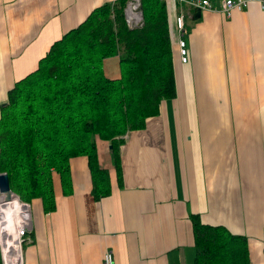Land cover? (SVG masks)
<instances>
[{
	"label": "crops",
	"instance_id": "obj_1",
	"mask_svg": "<svg viewBox=\"0 0 264 264\" xmlns=\"http://www.w3.org/2000/svg\"><path fill=\"white\" fill-rule=\"evenodd\" d=\"M117 1L0 0V105L53 41L94 8ZM162 1L173 96L123 135L119 180L110 145L98 138L107 194L92 195L86 158L76 155L69 159L70 185L62 191L55 181L54 208L43 211L39 198L31 200L22 264H102L105 249L114 264H191L192 214L245 236L248 264H264V8L250 0L225 16L221 0H209L217 11L199 10L193 18L195 8ZM103 67L117 73L113 58Z\"/></svg>",
	"mask_w": 264,
	"mask_h": 264
},
{
	"label": "trees",
	"instance_id": "obj_2",
	"mask_svg": "<svg viewBox=\"0 0 264 264\" xmlns=\"http://www.w3.org/2000/svg\"><path fill=\"white\" fill-rule=\"evenodd\" d=\"M126 1L94 8L8 87L0 105V171L7 173L19 200L39 198L43 211L52 210L55 181L62 191L70 185L69 159L76 155L86 158L92 195L107 194L110 185L98 163L96 139L109 143L119 180L124 133L141 128L160 101L173 96L165 3L139 0L142 23L129 27ZM110 57H117L114 75L103 67ZM192 231L191 264H248L245 236L202 223L193 214Z\"/></svg>",
	"mask_w": 264,
	"mask_h": 264
},
{
	"label": "built area",
	"instance_id": "obj_3",
	"mask_svg": "<svg viewBox=\"0 0 264 264\" xmlns=\"http://www.w3.org/2000/svg\"><path fill=\"white\" fill-rule=\"evenodd\" d=\"M179 4H183L187 6L188 8H198L199 10L203 11H211L215 12L217 11L216 7L212 5V3L209 0H175ZM250 0H221L220 6H219V12L222 13L225 16H230L232 11H240L244 7L247 6L248 2ZM260 4V7L264 8V0H257ZM139 3L137 4H127L126 10H125V19L126 23L128 25L127 20L133 22V27L140 26L142 23V16L141 12L137 10ZM183 14L182 12H179L174 19L175 27L178 32L182 31L184 21H183ZM129 27H132L131 25H128ZM177 46H178V55L180 57V61L182 63H185L187 61L188 51L185 46L184 40L179 37L177 40ZM17 198V196H15ZM17 201L19 202L20 206L22 207L21 210H19L17 216L18 221L15 224V229L13 233V237H11L10 242H2L0 243V262L3 264L4 256L9 255L13 259V264H21L22 258H21V251L19 248V243L21 240H23L24 235L30 231L31 229V213H30V203L26 201L19 200L17 198ZM8 243H11V247ZM102 264H114L113 254L110 249H105L102 253L101 257Z\"/></svg>",
	"mask_w": 264,
	"mask_h": 264
},
{
	"label": "rangeland",
	"instance_id": "obj_4",
	"mask_svg": "<svg viewBox=\"0 0 264 264\" xmlns=\"http://www.w3.org/2000/svg\"><path fill=\"white\" fill-rule=\"evenodd\" d=\"M128 3H130V4H140V2H139V0H127L126 1V3H125V5H124V7H123V15H124V18H126L125 17V15H126V13H125V10H126V7H127V4ZM141 12V11H140ZM125 22H126V19H125ZM127 22H128V25H133V22L132 21H129V20H127ZM133 27V26H132ZM110 58H113V59H115V62H116V69H118V66H117V57H110ZM177 94H178V99H179V92H177ZM126 134V132L124 133V135ZM96 141H97V145L99 146V149H100V156H101V160L104 162V154H103V152H102V150H101V143H100V140L99 139H96ZM16 195H15V193L14 192H12L11 193V201H14L13 203H15V206H16V211H15V214H13L12 215V217H15V223H16V221L18 220V216H17V214H18V212H19V210H21V206H20V204H19V202L17 201V198L15 197ZM13 199V200H12ZM34 203V202H33ZM32 203V204H33ZM30 212H31V208H30ZM9 218H11V216H9L8 217V219ZM7 219V218H6ZM3 224V225H2ZM1 225L2 226H6L7 225V222H3ZM14 226H15V224H13ZM11 226V227H10ZM8 228H7V230L8 231H10V232H8L7 234H2L3 235V237H2V239H1V233H0V243H4V242H10L11 241V237H13V233H14V231H13V228L15 229V227L14 226H12V225H10ZM13 227V228H12ZM29 238V234H28V232L24 235V238H23V240H21L20 241V243H19V248H20V251H21V258H22V249H23V245H24V243L27 241V239ZM4 239V240H3ZM5 239L7 240V241H5ZM2 241V242H1ZM2 243V244H3ZM11 247V246H10ZM0 264H2L1 262H0ZM22 264V263H21Z\"/></svg>",
	"mask_w": 264,
	"mask_h": 264
},
{
	"label": "bare ground",
	"instance_id": "obj_5",
	"mask_svg": "<svg viewBox=\"0 0 264 264\" xmlns=\"http://www.w3.org/2000/svg\"><path fill=\"white\" fill-rule=\"evenodd\" d=\"M13 202L14 201H11V197L9 199H6L5 198V193L0 191V233H1V239L3 237L2 234H4V233L7 234L8 232H10V231L7 230V228L10 225L14 226L13 224H16L17 221H18L17 220L16 223H15V217H12V215L15 214V211L17 209L16 206H15V203H13ZM9 216H11V218L8 219ZM3 222H7V225L6 226H2ZM13 231H14V228H13ZM5 241H7V240L5 239ZM10 245L11 244H9V246ZM12 261H13V259L9 255H5L3 264H13Z\"/></svg>",
	"mask_w": 264,
	"mask_h": 264
},
{
	"label": "water",
	"instance_id": "obj_6",
	"mask_svg": "<svg viewBox=\"0 0 264 264\" xmlns=\"http://www.w3.org/2000/svg\"><path fill=\"white\" fill-rule=\"evenodd\" d=\"M138 11H141V5L139 4L137 7ZM193 14L195 16H193V18L198 17L199 15V9L195 8L193 10ZM1 104H4V102H2ZM0 191L5 193V198L9 199L11 197V191L9 189V184H8V178H7V173L5 171H0Z\"/></svg>",
	"mask_w": 264,
	"mask_h": 264
}]
</instances>
